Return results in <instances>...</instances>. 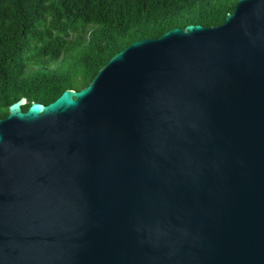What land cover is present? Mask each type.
<instances>
[{"label":"water","instance_id":"obj_1","mask_svg":"<svg viewBox=\"0 0 264 264\" xmlns=\"http://www.w3.org/2000/svg\"><path fill=\"white\" fill-rule=\"evenodd\" d=\"M26 103L0 118V264H264V0Z\"/></svg>","mask_w":264,"mask_h":264},{"label":"trees","instance_id":"obj_2","mask_svg":"<svg viewBox=\"0 0 264 264\" xmlns=\"http://www.w3.org/2000/svg\"><path fill=\"white\" fill-rule=\"evenodd\" d=\"M237 0H0V118L85 87L117 52L189 24L218 26Z\"/></svg>","mask_w":264,"mask_h":264},{"label":"flooded vegetation","instance_id":"obj_3","mask_svg":"<svg viewBox=\"0 0 264 264\" xmlns=\"http://www.w3.org/2000/svg\"><path fill=\"white\" fill-rule=\"evenodd\" d=\"M22 110L25 111V109H23V107H22Z\"/></svg>","mask_w":264,"mask_h":264}]
</instances>
